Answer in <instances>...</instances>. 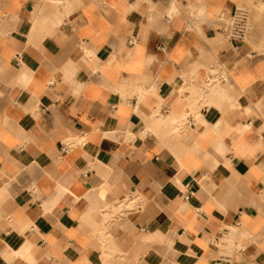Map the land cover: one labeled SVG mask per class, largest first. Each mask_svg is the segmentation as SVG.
<instances>
[{"label": "crops", "instance_id": "0c3cea01", "mask_svg": "<svg viewBox=\"0 0 264 264\" xmlns=\"http://www.w3.org/2000/svg\"><path fill=\"white\" fill-rule=\"evenodd\" d=\"M236 1L0 0V264H264V53L223 39Z\"/></svg>", "mask_w": 264, "mask_h": 264}, {"label": "rangeland", "instance_id": "374dc122", "mask_svg": "<svg viewBox=\"0 0 264 264\" xmlns=\"http://www.w3.org/2000/svg\"><path fill=\"white\" fill-rule=\"evenodd\" d=\"M45 7L56 8L60 6V2H52L49 0H42ZM244 1V2H243ZM237 0L236 3L240 7H245L247 12V24L249 26L248 33L245 37V41L251 43L253 40H256L261 46L253 45V49H257L259 52L264 53V0ZM220 84L211 85L204 90H200L199 86H197L193 92L191 97L188 100V106L190 109L195 108L196 110L201 108L204 105V95L212 87H219ZM186 113L183 114L182 118H185ZM182 123V120H180ZM128 197L124 196L121 201L117 204L116 207H113L110 213L107 214V217L111 215H123L124 212L122 209L128 207L125 206V202H128Z\"/></svg>", "mask_w": 264, "mask_h": 264}, {"label": "built area", "instance_id": "2783aa9c", "mask_svg": "<svg viewBox=\"0 0 264 264\" xmlns=\"http://www.w3.org/2000/svg\"><path fill=\"white\" fill-rule=\"evenodd\" d=\"M52 2H61L62 0H49ZM249 26L247 24V17L237 12V6L231 15H229L222 23L220 27V33L223 39L231 44L234 50H238L241 43L244 42L248 33ZM131 43L132 39H128ZM163 49V47H160ZM229 80V76L225 68L220 62L213 63L206 71L202 78L199 89L204 90L207 87L215 84H220ZM71 146L70 143H64L60 145V151L65 152ZM218 264V263H217Z\"/></svg>", "mask_w": 264, "mask_h": 264}, {"label": "bare ground", "instance_id": "6f19581e", "mask_svg": "<svg viewBox=\"0 0 264 264\" xmlns=\"http://www.w3.org/2000/svg\"><path fill=\"white\" fill-rule=\"evenodd\" d=\"M237 12L238 13H241L243 15H247L248 10L245 7H242V6L239 7V6H237Z\"/></svg>", "mask_w": 264, "mask_h": 264}]
</instances>
